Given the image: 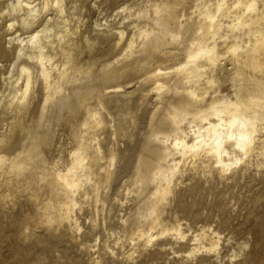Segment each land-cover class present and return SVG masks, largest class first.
<instances>
[{"label":"bare ground","instance_id":"bare-ground-1","mask_svg":"<svg viewBox=\"0 0 264 264\" xmlns=\"http://www.w3.org/2000/svg\"><path fill=\"white\" fill-rule=\"evenodd\" d=\"M99 1L0 0V264H264V0Z\"/></svg>","mask_w":264,"mask_h":264},{"label":"rangeland","instance_id":"rangeland-1","mask_svg":"<svg viewBox=\"0 0 264 264\" xmlns=\"http://www.w3.org/2000/svg\"><path fill=\"white\" fill-rule=\"evenodd\" d=\"M96 1V0H94ZM92 3V4H91ZM90 6L92 7L93 2H91ZM122 3V0H100L97 4L100 6L98 10H95L93 7V11L88 10V12L85 13V19H84V25L82 26V32L84 33V37L93 34V29H94V21L96 19V17H98L99 12H103L102 14H100L99 18H103L102 19V24H104L103 22H105L106 19H108V21L113 24V25H117V23H119L120 18L119 17H112L113 15H115L116 11L118 10L117 6H119ZM117 19V20H116ZM104 20V21H103ZM121 22V20H120ZM104 28V27H103ZM108 33L106 30L100 31V33ZM111 40V38L109 39ZM109 44H96L94 42H91L89 44L84 43V47L86 48V53L83 56V60L84 61H92V62H96L97 59L102 58L103 59H107L110 56H106L109 53ZM231 91V88L226 85L222 88V94H228ZM151 107V106H150ZM149 112V110L147 111ZM146 112V113H147ZM146 124V115L145 113H143L141 115V119L139 121V123L137 125L133 124L132 121H128L127 126L129 127V130L131 131V133L133 134V138L135 140V142H139L142 139V133L144 131V126ZM61 145L67 143V138L65 137H61ZM66 140V141H65ZM60 142V141H59ZM123 142V139H120V145L122 147L125 146V143H121ZM124 145V146H123ZM132 173V170L129 169L124 176H122L121 178H119L117 180L116 184L119 183H123L125 181L128 180V178L130 177V174ZM129 176V177H128ZM214 209L211 208L210 204H207V210L205 211V213L211 215L213 214Z\"/></svg>","mask_w":264,"mask_h":264}]
</instances>
